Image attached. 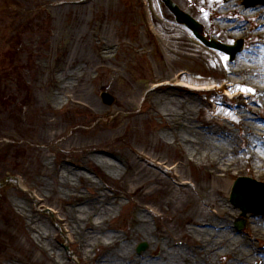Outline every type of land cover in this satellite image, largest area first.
Wrapping results in <instances>:
<instances>
[{
	"label": "bare ground",
	"instance_id": "bare-ground-1",
	"mask_svg": "<svg viewBox=\"0 0 264 264\" xmlns=\"http://www.w3.org/2000/svg\"><path fill=\"white\" fill-rule=\"evenodd\" d=\"M237 1L187 0V7L207 23L208 34L224 41L247 40L244 52L231 63L223 53L197 47L192 32L175 27L170 19L156 27L165 43L180 50L182 63L202 65L222 81L218 88L234 96L229 109L203 111L187 98L185 111V102L169 98L162 102L159 133L131 131L129 122L122 132H113L112 127L120 125L115 120L95 137H86L77 129L58 132L51 123L52 139L71 144L73 155L63 163L59 157L41 171L51 182L35 181V201L58 204L56 223L70 243L78 245V264H264V249L259 246L264 241V214L245 215V236H236L230 223L239 210L227 202L234 176L264 182V9L243 8ZM98 47V60L107 61L106 48ZM190 74L188 68L187 75L176 70L168 80L174 79L173 88L186 89L187 95L215 88L214 82ZM76 81L75 93L87 111L101 116L100 105L88 90L91 78L83 74ZM252 106L258 108L257 117ZM139 144L145 146L137 148ZM157 164H168V171L156 170ZM127 206L129 213L113 227ZM25 220L26 235L14 248L28 257L10 264H68L65 253L52 242L51 227L32 212ZM5 233L10 232L0 223V235ZM140 241H146L149 250L136 256L133 251ZM180 241L183 245L176 246Z\"/></svg>",
	"mask_w": 264,
	"mask_h": 264
},
{
	"label": "rangeland",
	"instance_id": "rangeland-1",
	"mask_svg": "<svg viewBox=\"0 0 264 264\" xmlns=\"http://www.w3.org/2000/svg\"><path fill=\"white\" fill-rule=\"evenodd\" d=\"M172 1L202 24L207 39L216 38L208 34V25L200 18L201 14L187 7V0ZM237 6L246 8L242 0L237 1ZM255 7L264 9L263 4L249 8ZM169 19L175 27L187 30L174 20L160 0H0V182L9 180L0 189V223L10 232L0 235V257L4 264L28 257L14 246L24 239L25 219L31 212L39 222L51 227L55 236L52 242L64 251L67 263L77 264L74 256L78 245H72L70 240L68 243L67 235L56 224L58 204L54 200L39 204L35 201V181L51 182L41 176V171L50 169L59 157L63 163L73 155L71 144L52 139L51 123L58 132L77 129L86 137H95L115 120L120 125L113 126V132H122L124 124L129 122L131 131L159 133L164 115L162 102L169 98L185 102L182 106L185 111L187 98L203 111L214 107L228 109L230 100L225 91L216 89L221 80L201 68L202 65L190 67L182 63L180 50L165 43L162 32L159 34L158 23L169 24L166 22ZM239 39L243 40V51L247 47L243 38L230 41L216 38L230 45ZM192 41L199 48H207L194 37ZM99 44L106 48L107 61L97 58ZM231 61L228 58V63ZM187 68L192 71L189 76L193 79L216 83L214 90L187 95L186 90L173 88L176 81L168 80L169 76L176 70L187 75ZM83 74L91 78L88 90L98 101L101 116L88 112L83 98L75 93L76 76ZM154 85L161 87L154 89ZM102 91L115 99L112 106L102 103ZM74 102L83 106L78 108ZM252 108L253 116L257 117L258 108ZM138 117L143 121H136ZM233 132L237 137V131ZM166 165L155 169L166 171ZM88 174L102 184L95 175ZM240 176L244 175L234 176L231 183ZM14 178L22 183L24 190ZM106 182L103 180L107 185ZM13 202L24 209L13 207ZM258 206L263 207L264 203ZM128 213L127 206L112 222L113 227L120 225ZM261 214L264 212L254 215ZM234 223L232 218L230 225L235 235L245 236L246 221L240 232ZM140 243H145L146 249L137 253ZM182 245V241L176 244ZM259 246L264 249V241ZM65 248L73 250L74 255H69ZM148 250L149 244L140 241L133 253L140 256Z\"/></svg>",
	"mask_w": 264,
	"mask_h": 264
},
{
	"label": "water",
	"instance_id": "water-1",
	"mask_svg": "<svg viewBox=\"0 0 264 264\" xmlns=\"http://www.w3.org/2000/svg\"><path fill=\"white\" fill-rule=\"evenodd\" d=\"M246 4L248 5L249 2H246ZM177 15L182 17V18L185 17L182 14H180L179 12L177 13ZM190 23H191V21H190ZM231 201L235 202L236 204H240L243 211L247 210L246 206L242 203V201H241V199H240V197H239L237 192H235V191L233 192L232 197H231Z\"/></svg>",
	"mask_w": 264,
	"mask_h": 264
},
{
	"label": "snow or ice",
	"instance_id": "snow-or-ice-1",
	"mask_svg": "<svg viewBox=\"0 0 264 264\" xmlns=\"http://www.w3.org/2000/svg\"><path fill=\"white\" fill-rule=\"evenodd\" d=\"M245 90L247 91L248 89L247 88H245ZM252 91H255L254 89H252Z\"/></svg>",
	"mask_w": 264,
	"mask_h": 264
}]
</instances>
